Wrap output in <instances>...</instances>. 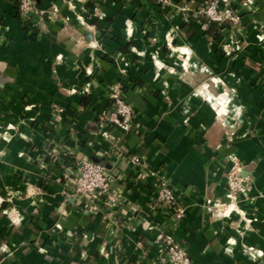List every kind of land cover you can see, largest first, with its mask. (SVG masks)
Returning a JSON list of instances; mask_svg holds the SVG:
<instances>
[{
  "label": "crops",
  "instance_id": "0c3cea01",
  "mask_svg": "<svg viewBox=\"0 0 264 264\" xmlns=\"http://www.w3.org/2000/svg\"><path fill=\"white\" fill-rule=\"evenodd\" d=\"M212 1L37 0L46 13L26 20L19 0H0V264H163L161 232L192 264H264V0H229L239 21L223 25L200 13ZM230 37L248 42L240 54ZM115 84L140 130L103 118ZM210 96L249 108L234 142ZM84 157L112 187L86 206L70 186ZM233 157L252 190L213 216ZM157 171L185 205L180 221L156 205Z\"/></svg>",
  "mask_w": 264,
  "mask_h": 264
},
{
  "label": "built area",
  "instance_id": "2783aa9c",
  "mask_svg": "<svg viewBox=\"0 0 264 264\" xmlns=\"http://www.w3.org/2000/svg\"><path fill=\"white\" fill-rule=\"evenodd\" d=\"M163 6L172 5V0H156ZM20 12L26 20H31L35 16H43L46 11L40 9L37 0H19ZM200 13L204 15L209 22L219 25L225 24L228 20L239 21L234 8L229 4V0H213L204 7ZM112 104L109 110L103 112V118L109 120L117 127L130 133L142 128V122L137 119L136 112L131 103L124 96L122 86L115 84L110 94ZM232 167L228 172V190L225 194V201L219 206L231 208L232 211H238L239 203L242 198H248L252 190V180L243 174L244 165L238 157H233ZM133 165L141 172H145L147 164L141 154L132 156ZM74 176L70 181L73 194L78 198L82 206L88 205L93 198H100L110 194L112 187L109 172L104 164L98 163L90 157L81 158L75 168ZM157 177L156 187V205L169 208L174 211V215L180 221L185 214V205L176 189L172 186L167 177L162 172L154 173ZM212 202V200L208 203ZM156 205L154 208H156ZM221 207V208H222ZM209 205V210H211ZM221 210V209H220ZM224 214V212H221ZM158 240L162 241L163 264H192L191 256L186 248L177 240L174 233H163L158 235ZM8 246L3 245L0 250L4 253L8 251Z\"/></svg>",
  "mask_w": 264,
  "mask_h": 264
},
{
  "label": "rangeland",
  "instance_id": "374dc122",
  "mask_svg": "<svg viewBox=\"0 0 264 264\" xmlns=\"http://www.w3.org/2000/svg\"><path fill=\"white\" fill-rule=\"evenodd\" d=\"M241 38L237 39V38L230 37V41H229L230 44H236L237 43L240 45V47H239L240 51L238 52V54H240V52L243 51V49L245 48L243 46L244 45L246 46L248 44V42L246 43ZM225 54L228 57L232 56V53H230V52H225ZM243 59L248 61V62L254 61V54L251 55V53L250 54L246 53V54H244ZM250 67H251V65H250ZM245 74H248L249 77H251L252 75H253L252 77H254V68L250 72L245 71ZM245 74H244V76H245ZM263 75H262V77L264 78ZM213 77H215V76H213ZM257 81H258V78H256V77H255V79L253 78V81H252V83H253L252 87L253 88L257 86ZM197 87H198L197 88L198 91H201L202 87L201 86H197ZM220 87H221V90L218 89ZM218 88L214 84H210V86H209L211 93L217 97H220V98H221L220 94H222V93L227 92L231 95V93L234 92L233 89H231L229 86H226V85H219ZM209 100L211 101V105L214 106V108H216V111L219 114L218 118H219L220 126H222L224 128V130L221 131L222 135H225L229 142H234L240 136V135H238V130H239L240 126L243 125L244 123H251L250 117L249 118L246 117V113H245V111L248 110L249 108L243 102H241V103L235 102V101L229 102L228 100L227 101L222 100L221 103H219V101H220L219 98H217V100H215L213 96H210ZM230 106H231V109H230ZM237 111L240 113L237 114L238 113ZM101 120H102V118H101ZM227 176H228V174H227ZM225 200L226 199H224V200L219 199V200H214L213 202H210L209 205H211V208H212L210 210L211 211L210 214L213 216H215L216 214L217 215L218 214L223 215L221 212H224L223 211L224 207L221 206L222 207L221 208L219 205L222 204L223 201H225ZM234 212H237L236 209L234 210Z\"/></svg>",
  "mask_w": 264,
  "mask_h": 264
},
{
  "label": "bare ground",
  "instance_id": "6f19581e",
  "mask_svg": "<svg viewBox=\"0 0 264 264\" xmlns=\"http://www.w3.org/2000/svg\"><path fill=\"white\" fill-rule=\"evenodd\" d=\"M220 99V98H219ZM233 206H231L230 208H229V211L231 210V208H232Z\"/></svg>",
  "mask_w": 264,
  "mask_h": 264
}]
</instances>
